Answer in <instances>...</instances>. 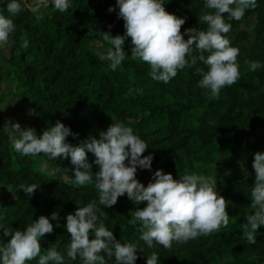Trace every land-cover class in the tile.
<instances>
[{
    "label": "rangeland",
    "instance_id": "obj_1",
    "mask_svg": "<svg viewBox=\"0 0 264 264\" xmlns=\"http://www.w3.org/2000/svg\"><path fill=\"white\" fill-rule=\"evenodd\" d=\"M85 1L87 3L90 0ZM198 1L201 3L199 6L196 4ZM91 2L102 11L111 7L109 0ZM164 2L168 12L185 19L181 27L184 36L187 35V28L198 27L202 23L199 16L202 11H207L205 0L190 2L192 8L189 11L187 0ZM7 3L8 0H0V12L5 15H9ZM21 4L23 10L12 17L16 25L15 32L10 36L13 43L10 47L0 48V224L23 230L40 215H45L53 224L54 230L40 239L42 253L50 245H54L64 256L65 264H82L79 257L75 261L67 257L66 248L71 238L64 227L66 215L74 214L77 207L95 201L97 208L101 210L97 213L100 220L113 232L116 239L121 243H137L143 249V253L137 250L135 264H146V256L153 251L159 257L157 264H264V236L258 238L261 226L255 234L256 243L247 242L252 247L250 250L243 252L236 246L244 237L241 225L245 222V216L252 211L251 198L241 201L236 197L223 196L228 201L227 228H221L219 232L208 236H200L183 245L173 242L171 249L160 245L150 249L140 239L119 234L109 223L104 222V216L111 220L123 216L129 221L130 212L144 207V203L133 204L125 194L112 207L100 205L98 192L93 185L74 186L63 183L62 168H68V175H72L70 160H53L43 154H17L11 149L4 126L9 120L18 122L22 129L34 128L39 136L44 129L59 120L77 134L75 137H67V142L76 145L89 136L98 138L99 132L106 129L113 120L120 121L131 127L134 134L148 144L143 155L153 156L150 170L137 167L136 178L142 184L146 186L157 169L171 173L174 179L184 173H198L213 176L216 179V191L220 194L226 184L255 175L252 168L253 153L264 152V0H257V7L244 13L241 20H230L224 14L225 21L232 26L227 36L232 46L240 50V73L250 75L259 71L263 77L260 88L251 93L243 107L232 100L219 105L218 100L206 97L205 90L197 83L200 76L196 68L204 67L199 61L192 70L193 77L190 80L183 79L178 73L168 83L156 81L150 75L146 77L143 69L149 72L150 68L131 58L130 38L123 45L125 60L116 70L110 69L109 62L100 59L106 49L111 47L103 41L101 31L123 35V20L118 17V13L112 19L105 16L101 20L85 22V36L95 57L86 70L73 64L69 57L63 62H57L42 52L38 33L28 21L23 0ZM41 11L44 15L56 17L67 13L51 7ZM206 28L207 26L204 29ZM22 37L29 41L26 49L20 47ZM246 59L257 60L262 67L249 71L244 63ZM38 77H46V90L39 88ZM183 85L187 88L184 89ZM121 88L126 94H168L174 101L152 108L125 104L103 114V101L111 95L117 96ZM89 96L92 98L88 99ZM57 102H61L57 111L49 112L48 105ZM239 108L242 111L248 109L250 114L239 118L236 112ZM193 132L198 135L196 143L190 140ZM8 158H18L27 166L18 171L12 170L6 165ZM88 160L92 163L94 157L88 156ZM32 164L39 165L47 175L34 173L29 169ZM97 170L98 166L93 164V171ZM33 183L38 188L31 196L20 189L21 185ZM54 211L58 213V221L51 219ZM135 227L139 228V222ZM7 240L8 237H4L3 230L0 229V242ZM29 264H36V261H30ZM108 264H115L114 258Z\"/></svg>",
    "mask_w": 264,
    "mask_h": 264
},
{
    "label": "clouds",
    "instance_id": "obj_2",
    "mask_svg": "<svg viewBox=\"0 0 264 264\" xmlns=\"http://www.w3.org/2000/svg\"><path fill=\"white\" fill-rule=\"evenodd\" d=\"M164 0H116L118 17L123 20V35H112L101 31L103 41L111 47L100 56L107 60L109 67L116 70L125 60L123 45L130 38L131 58L145 63L149 75L156 81L168 83L179 70L197 65L198 86L205 90L209 99L220 98L222 88L232 86L240 79L238 56L240 50L232 46L227 34L231 31L228 19L241 20L245 10L255 9L257 0H205V8L199 20L206 23V30L189 27L185 30L187 39L181 32L185 19L168 12ZM53 8L65 12L70 8L69 0H23V8L35 14L36 21L44 19L42 9ZM6 10L0 12V48L11 46L10 36L16 25L12 17L23 10L21 0H8ZM114 11L113 8L108 9ZM20 47L26 49L29 41L21 38ZM196 53V54H194ZM249 71L262 67L257 60H245ZM11 149L22 156L43 154L53 160L68 159L72 165V175L68 168H62L61 179L74 186L93 185L98 192L99 204L112 207L120 196L127 195L133 204L144 203V207L130 212L128 223L139 222V239L152 249L156 245L171 249L173 242L183 245L200 236L219 232L229 225L228 201L216 191V179L198 173H184L174 179L171 173L155 170L145 186L136 178L137 167L151 169L152 154L143 155L148 144L131 127L114 121L99 132V137L89 136L73 145L67 137L73 133L68 126L57 120L38 136L34 128H21L18 122L5 123ZM94 160L89 163L88 153ZM93 164L98 166L93 171ZM252 168L255 172L251 187L250 208L241 225L243 236L250 244L256 243V233L264 226V152L253 153ZM245 174L246 170H245ZM55 175V172L53 173ZM38 186L21 185L20 189L31 196ZM96 202L77 207L74 214L66 215L64 227L70 235L67 257L82 264H108L114 258L115 264H135L137 250L143 249L137 243H121L100 220ZM51 219L58 221V213H51ZM57 226H60L57 223ZM6 242H0V264H65L64 256L50 245L42 254L40 239L54 230L45 215L23 230L12 229L0 224ZM90 234L92 238H90ZM107 258V259H106ZM158 254L153 251L146 256V264H157Z\"/></svg>",
    "mask_w": 264,
    "mask_h": 264
},
{
    "label": "trees",
    "instance_id": "obj_3",
    "mask_svg": "<svg viewBox=\"0 0 264 264\" xmlns=\"http://www.w3.org/2000/svg\"><path fill=\"white\" fill-rule=\"evenodd\" d=\"M99 1L103 2L104 0ZM187 1H189L187 6V11H189L192 8L190 2H193V0ZM85 2V0H69L70 8L67 10L65 15L61 17L44 15V19L41 21H36L35 14L27 10L28 21L35 27L38 33L40 48L44 55L57 62H63L65 58L69 57L73 64L84 68V70L87 69V66L90 65L95 58L94 51L91 48L89 40H87L85 36V32L87 31V25L85 22L101 20L105 16H107L106 18L112 19L119 11L118 6L116 5V0H109L111 8L114 9L112 12H109L107 9L106 11L100 10V8L93 4L91 0L87 3ZM196 4L199 6L201 3L198 1ZM89 8H91V10H89ZM99 11L101 14H98ZM248 12H250V9L245 11V13ZM206 26V24L201 23L198 25V28L200 30H206L204 29ZM184 38L187 39V35L184 36ZM193 68L194 66L191 68L186 67L183 70H179L178 74L179 76H182L183 79L190 80L193 77ZM143 72L146 73V77H149V72L146 69H143ZM37 80L39 82L38 86L40 89L46 90L48 88L46 77H38ZM262 80L263 77L259 71L250 75L241 73L240 79L235 84L221 89L220 98L218 99L219 105L223 104V102L232 100L240 103L241 107H243L246 105V100L250 98L251 93L260 88ZM118 87L120 88V85H118ZM183 88L185 89L187 86L183 85ZM112 93L114 94V92ZM46 94L50 95L47 91ZM87 98L90 99L92 97L89 96ZM170 100L171 97H169L168 94L161 95L157 92L126 94L121 88L117 96L113 97L111 95V97L103 101L102 113L105 114L112 112L117 107L125 104L131 107H159L163 104L174 101L173 98L171 101ZM58 105L60 106L61 102H57L55 104L51 103L48 105L50 107L49 112L57 111L56 108ZM240 108L236 111L238 112L237 116L239 118L242 119L250 114V112L247 111L248 109L246 111H242ZM256 122L258 123V121ZM197 137V133L193 132L190 139L191 142L194 141V143H196L197 140H199ZM88 156L91 158L94 157L90 152L88 153ZM6 162V165L8 164L10 169L15 171L26 168L27 166L18 158H8ZM29 169H32L34 173L44 176L47 175L45 170L39 165L32 164L29 166ZM254 178L255 175H250L248 177H242L239 180H234L223 187L220 191V195L236 197L241 201L249 199L251 198L250 192L254 183ZM104 222L109 223L112 229L119 234L139 239L140 232L138 231V228L135 227V225L129 224L126 217L117 216L116 219L111 220L108 216H104ZM259 230L261 231L258 235V238L260 239L264 236V227L261 226ZM247 242L246 238L243 237V239L236 246H238L239 250L246 252L252 248L247 244Z\"/></svg>",
    "mask_w": 264,
    "mask_h": 264
}]
</instances>
